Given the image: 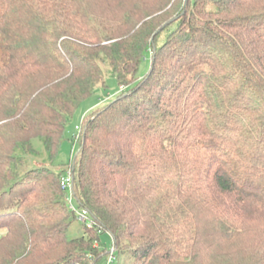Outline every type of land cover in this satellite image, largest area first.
<instances>
[{
  "label": "trees",
  "instance_id": "1",
  "mask_svg": "<svg viewBox=\"0 0 264 264\" xmlns=\"http://www.w3.org/2000/svg\"><path fill=\"white\" fill-rule=\"evenodd\" d=\"M107 75L71 239L66 170L28 157ZM104 233L118 264H264V0H0V264H107Z\"/></svg>",
  "mask_w": 264,
  "mask_h": 264
},
{
  "label": "rangeland",
  "instance_id": "2",
  "mask_svg": "<svg viewBox=\"0 0 264 264\" xmlns=\"http://www.w3.org/2000/svg\"><path fill=\"white\" fill-rule=\"evenodd\" d=\"M149 68L150 64L146 61L140 68L139 76L142 77L143 75H145L148 72ZM105 82V86L98 87L93 96L84 101L81 107L74 114L73 118L70 119L65 131L62 146L57 157L54 159L53 162L48 163L46 161V152L43 141L40 139H35L33 141V147L36 150L37 155L28 157V163L30 168L40 167L42 165H49L56 172H60L62 170H66L68 167L71 166L72 157H74L75 153H77L79 150V142L74 141V137L79 136V131L77 130V127H82L83 121L89 113H91L96 108L102 106L103 104L107 103L109 100L115 98L121 92V87L116 78H114L113 76L107 75ZM67 194L71 196L70 192H67ZM71 207L74 209L76 214H80L82 211L75 199H72ZM82 228V222L76 220L69 230L70 238L75 239L84 235ZM100 240L102 244L107 247L108 250L112 249L113 240L109 233L102 234L100 236ZM121 257H124L122 258L124 261L120 259V264H123L124 262H130L128 255H124ZM118 262L119 256L117 255V257L114 259V264H118ZM103 264H106V262H104Z\"/></svg>",
  "mask_w": 264,
  "mask_h": 264
},
{
  "label": "built area",
  "instance_id": "3",
  "mask_svg": "<svg viewBox=\"0 0 264 264\" xmlns=\"http://www.w3.org/2000/svg\"><path fill=\"white\" fill-rule=\"evenodd\" d=\"M77 130L80 131L81 129L78 127ZM72 165L73 164H71V166L66 169V175L63 177L61 181L62 189L66 192V194L67 192L71 193V196L67 194V200H68L70 207L72 206V199H74L73 197L74 195L73 193V166ZM87 216H88V213L85 210H82L81 213L78 214V218L82 222H85L87 220ZM114 253H115V248L113 247L111 249V256L109 257L107 264H113Z\"/></svg>",
  "mask_w": 264,
  "mask_h": 264
}]
</instances>
